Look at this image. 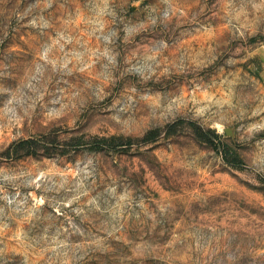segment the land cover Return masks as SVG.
Wrapping results in <instances>:
<instances>
[{
	"label": "rangeland",
	"instance_id": "rangeland-1",
	"mask_svg": "<svg viewBox=\"0 0 264 264\" xmlns=\"http://www.w3.org/2000/svg\"><path fill=\"white\" fill-rule=\"evenodd\" d=\"M0 264H264V0H0Z\"/></svg>",
	"mask_w": 264,
	"mask_h": 264
},
{
	"label": "trees",
	"instance_id": "trees-1",
	"mask_svg": "<svg viewBox=\"0 0 264 264\" xmlns=\"http://www.w3.org/2000/svg\"><path fill=\"white\" fill-rule=\"evenodd\" d=\"M183 123H185V120L184 119H179V120H177V121H174L173 123H171L170 125H169V127H171V128H177V126L179 125V124H183ZM189 124H190V126H191V128L193 129V131H194V133L197 135V137H199L200 139H203V140H209V141H211L212 139H211V137H209V135L207 134L208 133V131H212V132H214L216 135L215 136H217L218 138H222V135L220 134V133H218L217 131H215L214 129H206V128H204L201 124H199L196 120H190L189 122H188ZM161 132H162V129L161 128H157V129H153V130H151L148 134H147V136H146V139H148V140H151V139H155V138H157L158 136H160V134H161ZM105 142H107V141H116L117 139H121V140H124L125 141V139H126V137L125 136H118V135H114V136H112V137H107V136H105V137H103L102 138ZM127 143L128 144H131L132 143V137H128L127 139ZM27 142H36V139H30L29 141H27ZM223 143V153H224V155H225V158H228V157H226V156H228V153H229V150L227 149V145H226V142L225 141H222ZM120 144H124V143H120ZM228 144V143H227Z\"/></svg>",
	"mask_w": 264,
	"mask_h": 264
}]
</instances>
